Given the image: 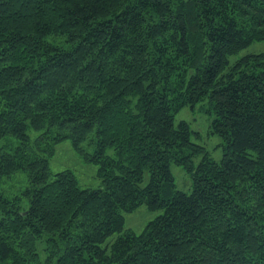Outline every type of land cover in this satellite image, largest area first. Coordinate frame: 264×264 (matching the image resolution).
I'll use <instances>...</instances> for the list:
<instances>
[{
	"label": "trees",
	"instance_id": "obj_1",
	"mask_svg": "<svg viewBox=\"0 0 264 264\" xmlns=\"http://www.w3.org/2000/svg\"><path fill=\"white\" fill-rule=\"evenodd\" d=\"M256 42L264 0H0V190L26 175L0 264H264V54L233 58ZM205 100L219 162L174 125ZM66 140L98 189L51 173ZM142 205L161 214L136 234Z\"/></svg>",
	"mask_w": 264,
	"mask_h": 264
},
{
	"label": "rangeland",
	"instance_id": "obj_2",
	"mask_svg": "<svg viewBox=\"0 0 264 264\" xmlns=\"http://www.w3.org/2000/svg\"><path fill=\"white\" fill-rule=\"evenodd\" d=\"M252 54H264V42L253 43L233 58H240ZM212 119L213 115L209 113V106L207 100H205L204 102L195 104L193 107L186 106L178 111L177 114L174 115V125L177 126L179 122L187 123L191 131V142L203 147L210 159L219 162L222 155V141L218 136L210 133V123ZM35 136V133H30L31 139H34ZM2 142L7 144L8 147H11L12 145L13 147L16 146V142L13 139H7ZM111 152V150H108V153ZM200 159L201 156H195L193 158V163H199ZM49 168L53 174L62 170H70L75 175L78 185L82 189H98L100 187V180L96 175L97 166L92 163L84 162L83 159L71 148L68 140L56 146L55 153L49 162ZM170 171L177 190L190 193L191 179L185 173L183 167L171 164ZM148 180L149 174L145 172L142 182L139 184L140 188L145 187ZM25 184L26 175L19 172L11 181L2 184L0 192L7 195L9 191L18 192L24 188ZM26 204L27 202H25V205ZM159 214H161V211L151 212L142 205L133 213L124 214L125 228L139 234L144 229L145 225ZM115 238L116 235H113L107 240V242L110 243Z\"/></svg>",
	"mask_w": 264,
	"mask_h": 264
}]
</instances>
